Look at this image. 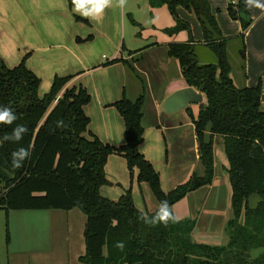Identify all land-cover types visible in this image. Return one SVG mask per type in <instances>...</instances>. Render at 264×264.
I'll use <instances>...</instances> for the list:
<instances>
[{
	"label": "trees",
	"instance_id": "1",
	"mask_svg": "<svg viewBox=\"0 0 264 264\" xmlns=\"http://www.w3.org/2000/svg\"><path fill=\"white\" fill-rule=\"evenodd\" d=\"M163 4L174 15L177 6L194 13L214 57V62L202 64L192 42L168 45V55L178 60L186 84L205 97L193 120L202 174L194 172L171 191L161 189L157 171L139 151L144 91L135 100L123 95L112 103L125 128V143L115 147L88 130L84 106L90 95L80 83H70L72 75L55 76L48 92L40 96V79L26 67V57L13 67L0 57V105L11 107L18 117L13 125H0V137L17 124L28 129L19 144L5 142L0 146V209L6 214L10 210L79 209L86 217L85 251L78 257L83 264H264V199L255 208L249 204L254 193L264 198L261 87L238 86L232 77L235 71L244 75V31L251 23L248 8L244 0L229 2L228 15L241 23L242 32L225 38L207 0H150L152 7ZM131 22L136 24L133 19ZM186 29L188 23L177 20L165 32ZM232 39L239 44L235 47L239 59L235 69L227 49ZM58 121L62 122L59 127ZM214 136L223 139L231 188V216L222 245L196 242L193 219H176L167 226L145 225L129 190L116 201L99 192L108 184L106 160L118 154L125 159L130 174L137 169V181L147 183L157 202L167 201L172 210V205L188 193L211 183ZM19 147L31 154L20 168L13 169L10 154ZM119 240L125 242L123 250L115 247Z\"/></svg>",
	"mask_w": 264,
	"mask_h": 264
},
{
	"label": "crops",
	"instance_id": "2",
	"mask_svg": "<svg viewBox=\"0 0 264 264\" xmlns=\"http://www.w3.org/2000/svg\"><path fill=\"white\" fill-rule=\"evenodd\" d=\"M207 1L221 35L225 38L238 36L242 32L241 23L231 19L227 12L232 0ZM72 9L67 0H0V57L9 67L26 57V67L40 79V96L48 92L55 76L72 75L70 83H80L90 95V101L84 106L89 118L88 130L103 143L115 147L125 143V128L112 103L123 95L135 100L144 91L141 122L144 132L139 151L157 171L161 189L171 191L186 182L197 169L201 173L203 168L198 159L193 124L200 103H191L172 113L163 109L169 95L190 87L182 77L178 60L168 55L169 44L190 41L193 46L201 45L204 48L196 54L198 60L202 64L214 62L212 54L206 57L209 50L194 13L177 6L174 15L167 4L152 7L150 0H124L122 6L119 0H111L110 6L95 19L80 17ZM248 12L251 23L244 31V75L235 71L232 77L238 86L260 85V108L264 111V10L248 8ZM130 16L136 24L131 22L133 25H130L127 19ZM177 20L187 22L188 29L166 33L165 29L175 26ZM237 45V40H230L228 53ZM201 95L203 103L205 97ZM222 143V137L214 136L211 183L188 193L172 205L176 219L195 221L192 237L198 243L222 245L227 239L224 229L229 215L223 218V231L214 228L218 199L223 196L224 208L228 198L230 206L231 196L229 164ZM104 170L108 184L99 190L103 197L116 201L129 190L138 211L152 213L158 208L159 203L149 185L137 181V169L130 174L122 156L110 155ZM203 189L205 194L201 204L191 207L189 197ZM69 211L73 209L18 211L23 219H10L9 242L17 230L33 229L37 225L29 220H36L46 213L56 215ZM84 224L85 220L83 230ZM1 232L0 229V243ZM84 251L83 238L77 260ZM49 252L40 248L19 249L6 252V257L0 251V264H37L43 258L50 259ZM13 253L18 256L15 262L9 261V254ZM23 256H26L24 261ZM46 260L41 264L50 263Z\"/></svg>",
	"mask_w": 264,
	"mask_h": 264
},
{
	"label": "rangeland",
	"instance_id": "3",
	"mask_svg": "<svg viewBox=\"0 0 264 264\" xmlns=\"http://www.w3.org/2000/svg\"><path fill=\"white\" fill-rule=\"evenodd\" d=\"M127 19L129 20L131 25L132 23L130 20L132 19V17L131 16L130 18L127 17ZM124 28H125L124 31L126 33L125 35L127 37V29L126 27ZM203 48L204 47H202L201 45H196L194 46V52L197 54L199 51H202ZM210 54L211 53L206 51V57L211 56ZM229 59L232 67L235 69L236 63L239 61V59L237 58V53L235 52L234 47L232 48V50L229 51ZM196 173L200 175L202 174V172L200 173L199 169H197ZM198 192L199 193H196L195 195L189 197V204L191 207L199 205V203L201 204V199L202 196L205 194V191L203 189L202 191H198ZM207 200H209V197L207 198ZM208 203H210V200ZM222 205H224L223 196H221L218 199L217 210L215 211L216 218L214 222L215 223L214 228L217 230L221 228L223 231L224 227L222 223L224 222L223 220L224 216L226 217H228V215L229 217L231 216L229 198L228 200H226L224 208L222 207ZM10 211H11L10 214L9 211L7 212V214L5 210L0 211V226H1L0 229L2 231L1 232L2 241L0 243V248L2 250L0 251L1 252L3 251V254L6 257H8L6 253L8 251L40 248L43 250L48 249L50 251L49 252L50 259H48L49 257L43 258L44 260L38 261L37 264H41L46 259H47L46 261L50 262L49 264H83L77 260V255L80 251V248L83 247L82 230H83V223L84 220H86V217L79 209H73V211H69L63 214L60 213L56 215L54 214L49 215V213H46L42 215L40 218H37L36 220L35 219L29 220L30 222L35 221L37 225L33 229L17 230L16 233L14 232V235H12V239L9 242L11 236L9 230L10 219L15 218V220L22 221L23 218L21 217V213L18 211H29V210H10ZM8 214L10 215V217L8 216ZM31 218L32 217H27V219H31ZM20 221H16V222L19 224ZM5 227L7 228V232H8V241H6ZM17 258L18 256L14 255V253L9 254V261L12 260L15 262ZM22 260L23 261L26 260V256H23ZM33 261L34 263L36 262L35 260Z\"/></svg>",
	"mask_w": 264,
	"mask_h": 264
},
{
	"label": "clouds",
	"instance_id": "4",
	"mask_svg": "<svg viewBox=\"0 0 264 264\" xmlns=\"http://www.w3.org/2000/svg\"><path fill=\"white\" fill-rule=\"evenodd\" d=\"M71 2L73 5V13L88 19H95L96 17L101 16L105 8L109 7L111 4V0H71ZM119 3L122 6L124 0H119ZM244 3L247 8H258L264 10V0H244ZM17 119L18 117L11 107L0 105V125H13ZM61 124L62 122H57L58 127L61 126ZM27 132L28 129L26 126L17 124L12 128L10 133L0 137V146H2L5 142L19 144ZM30 154L29 149L24 147H19L12 151L10 154L12 168H20L24 161L30 157ZM261 199L264 198L258 194H252L249 197L250 206L255 208ZM139 219L145 225L153 227L157 225L167 226L170 222H176V217L167 201L160 202L158 208H156L151 214L142 212ZM115 247L123 250L125 248V242L123 240L116 241Z\"/></svg>",
	"mask_w": 264,
	"mask_h": 264
},
{
	"label": "water",
	"instance_id": "5",
	"mask_svg": "<svg viewBox=\"0 0 264 264\" xmlns=\"http://www.w3.org/2000/svg\"><path fill=\"white\" fill-rule=\"evenodd\" d=\"M202 95L191 87L178 90L169 95L164 103L163 109L167 113L185 109L191 103H201Z\"/></svg>",
	"mask_w": 264,
	"mask_h": 264
}]
</instances>
